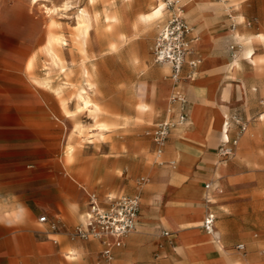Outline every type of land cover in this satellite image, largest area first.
Here are the masks:
<instances>
[{
  "label": "rangeland",
  "instance_id": "rangeland-1",
  "mask_svg": "<svg viewBox=\"0 0 264 264\" xmlns=\"http://www.w3.org/2000/svg\"><path fill=\"white\" fill-rule=\"evenodd\" d=\"M168 1L0 0V53L9 55V59L13 60L10 66L17 73H23V78L31 84L37 94L40 93L42 99H46L50 104L63 103L65 118L80 122L79 127L74 125V130L77 131L76 138L73 139L76 146L74 155L72 158L68 156V149H73L66 145L67 140L72 141L69 137L64 145L63 158L65 173L73 175L82 183V179L75 173L78 169L92 181L90 186L83 181L80 188L81 194L83 193L80 213H85L88 208V194L84 187H87L88 191H95L103 201L109 202L124 195L135 194L139 190L138 178L143 175L150 177L145 186L149 189L144 190L141 195L138 226L128 235L122 247L113 249L112 264H264V261L256 258L257 254L255 255L250 247L246 246L244 251H240L236 248L237 243L226 244L223 236L219 239L218 235H210L203 228L206 208L202 205L192 206L194 202L206 203V200L203 201L204 190L198 180L193 182L190 177L177 179L176 185L172 187L170 183L162 197L161 215L172 217L180 225L170 218L157 220L160 215L162 183L172 178L174 172L171 165L159 164L160 157L164 154L166 160L175 159L174 142L171 140L175 128L187 125L182 134L187 140L202 139L205 136L207 123L200 108H194L188 124L173 127L162 154H159V147L150 134L153 125L145 126L143 120L137 118L135 109L125 102L128 90L142 91L145 78V75H140L144 67L131 69L125 63L127 53L134 48L142 52L150 46L153 47L158 32L176 7H180L182 15L194 28L200 50L207 45L206 30L211 36L212 54L218 58L213 59V70L218 78L215 93L217 104L223 109V121L226 116L230 119L239 117L243 121L264 119V41H260V35H264V0H176L178 3L173 7L168 6ZM127 2L135 18L141 13L150 15L163 2L165 8L161 22L157 20L150 23L135 19L131 33L121 31V27L130 23ZM82 12L91 26V40L88 46L83 38V26L80 23ZM106 13H111L114 17L116 14L120 16V21L112 28H109L105 21ZM53 25L55 28L51 27ZM52 28L68 43L63 45L64 51H61L64 63H55L49 43ZM75 46H79L81 50H75ZM249 48L256 51L253 61L245 55ZM92 81L96 84L94 99L100 109L89 111L88 114L84 109L88 110L90 106L87 95ZM192 81L194 80L183 79L176 84V87L180 86L184 91L187 99L184 86ZM254 88L256 90H253ZM226 91L228 94L225 96ZM104 94H111L117 99L112 103L113 127L108 129L109 149L90 143L91 140L98 141L96 132H91L94 129L92 117L99 130L107 128L103 127L104 123L97 121L101 111L98 99ZM163 97L167 102L168 111L169 93ZM139 104L138 110L141 112ZM72 105L80 111L78 118L72 117L76 114L72 112ZM151 113L157 115L158 111L152 107ZM175 117L176 115H171L165 120L174 121ZM82 124L86 129L81 128ZM233 128L236 129L237 126L233 125ZM74 130H70L69 136ZM220 134L217 132L215 136ZM215 143L216 141L213 144L208 142L205 145L206 151L214 152ZM184 162L177 158L176 169L181 171L185 168ZM197 166L198 164L196 169ZM107 167L114 171L111 185H105L102 179V172ZM191 168L192 164L190 171ZM202 181L203 185L206 182L211 183L207 179ZM130 183L136 187V191L129 190ZM211 207L208 211L216 215L215 208L213 205ZM187 214L191 215L190 220H197L181 223L182 216ZM144 215L150 219L144 227V233L140 235L138 230L142 228L141 218ZM218 220L219 218L215 222V232L220 228ZM81 224L82 222L77 223L76 226ZM164 230L175 235L168 238L163 235ZM261 233L263 232L253 229L250 236L259 241L260 247L263 248ZM190 234L195 235L198 243L205 247L196 256L188 246L187 239H183L184 235ZM134 235L137 237L130 240ZM201 236H205L209 243L207 244L205 237ZM51 238L58 244L67 243L68 247L58 254L26 257V261L20 264H110L102 253L104 245L98 239L85 240L72 237L69 233L67 239L53 235ZM212 247V252L209 253ZM255 258L256 261L253 260Z\"/></svg>",
  "mask_w": 264,
  "mask_h": 264
},
{
  "label": "crops",
  "instance_id": "crops-1",
  "mask_svg": "<svg viewBox=\"0 0 264 264\" xmlns=\"http://www.w3.org/2000/svg\"><path fill=\"white\" fill-rule=\"evenodd\" d=\"M127 6L130 23L121 27V31L131 33L133 20L139 19L132 15L133 10L129 6V2H127ZM160 19L161 16L149 22L153 23L157 20L161 22ZM206 32L207 45L201 50L196 45L193 55L200 59L196 68L197 74L194 81L184 86V90L190 101L189 120L194 108L199 107L207 123V129L202 139L190 138L189 140L182 137L183 129L187 125L173 130L171 140L174 142L173 156L175 159L166 160L163 154L159 161V164L171 165L174 172L172 178L162 183L160 215L157 220L170 218L171 221L180 225L172 217L161 215L162 197L170 183L173 187L176 185L175 181L183 178L190 177L193 182L198 180L204 190L203 201L206 200V193L215 199L214 202L205 201L204 204L194 202L192 206L202 205L206 208L205 220L209 213L208 209H211L213 205L216 213L215 222L219 218L220 225L218 232L214 234L218 235L219 239L223 236L226 244L237 243L236 246L240 243L247 244L246 246L250 247L255 255L257 254L256 258L259 261H264V247L261 248V243L250 236L253 229L263 232L260 237L264 244V119L242 120L247 124V130L240 135L234 155L227 160L219 158L218 147L226 135L222 131L223 124L229 119V116H226L223 121V109L217 104L215 89L218 78L213 70V59L218 58L212 54L211 36L207 30ZM153 50L154 46H150L142 52L134 48L125 57V63L131 69L139 66L144 67V71L140 73L141 76L145 75L142 91L128 90L125 102L135 109L137 118L143 120L145 126L153 125L150 131L152 136L156 125L164 122L171 115H175L171 102V109L167 111V102L163 96L169 93L171 97L176 89V82L171 77V66L167 63H156ZM255 54L256 51H253V58ZM151 60L152 62H150ZM12 62L9 55L0 53V264H20L26 261V257L58 254L67 248V243L58 244L51 236L67 239L68 233H71L70 231L76 227L77 223H81L84 213L79 211L83 194H81L80 188L83 181L89 186L92 185L90 177L81 174L78 169L75 173L82 179V183L64 171V145L67 138L70 137L72 141L67 140L66 145L73 148L68 151L69 158H72L76 148L73 139L76 138L77 133L74 130V125L79 127L80 122H74V119L69 121L68 117L65 118L63 103L50 104L46 99H42L40 93L38 92V95L31 84L23 78V73H17L10 66ZM235 63L238 64L237 61ZM189 71L190 67L186 65L184 73ZM35 89L38 91L37 88ZM89 90L87 98L90 106L88 110L84 109L88 114L89 111L100 109L94 99L96 88L92 90L89 87ZM227 94L226 91L224 95ZM115 100L117 99L111 94H104L98 99L101 111L97 121L104 123L103 127L107 126L103 131L95 126V120L90 115L94 127L91 132H96L98 138V141L91 140L90 143L104 149L110 148V131L108 129L113 127L111 114L112 103ZM138 104L143 113L139 112ZM71 107L72 112H76L72 117L78 118L80 113L78 107L75 105ZM92 107L94 108L92 109ZM152 107L158 111L157 115L151 113ZM188 123L189 121L186 124ZM233 125H236L237 128L234 129ZM81 128L86 129L84 124ZM71 129L74 132L69 136ZM238 131L239 125L232 122L229 137H235L238 135ZM217 132L221 134L216 137ZM214 141H216L214 152L206 151L205 145L208 142L213 144ZM177 158L184 160L186 164V167L181 171L175 166ZM197 164L198 168L196 169ZM113 172L111 167L104 168L102 179L105 185L112 184ZM122 174L123 171L120 176ZM142 177H145L147 182L139 185L138 180ZM203 179L211 181L209 189L206 188L208 182L203 185ZM138 180L139 190L132 195L138 194L141 197L144 190L149 189L145 186L150 181V177L143 175ZM156 181L158 183V178ZM128 187L129 190L136 191V187L131 183ZM84 190L88 195L95 192L88 191L87 187H84ZM44 215L48 219L45 223L39 220ZM145 215L141 218L142 228L138 230L140 235L144 233V227L150 219ZM189 218H191L190 214L182 216L180 222L186 224L191 220H197V218L191 220ZM52 223H57L55 229L52 227ZM165 231L168 230H164L163 235ZM188 231L197 232L195 230ZM173 235L175 234L164 236L170 238ZM256 235L258 236V234ZM135 237L137 236H132L130 240ZM184 238L187 239L188 246L195 256L205 248L198 243L195 235H184ZM214 238L216 239V237ZM169 241L172 240L169 239ZM180 241L183 244L181 234ZM205 242L209 243L206 237ZM212 249L213 247L209 253L212 252ZM136 251L138 252V248ZM256 258L253 260L256 261Z\"/></svg>",
  "mask_w": 264,
  "mask_h": 264
},
{
  "label": "built area",
  "instance_id": "built-area-1",
  "mask_svg": "<svg viewBox=\"0 0 264 264\" xmlns=\"http://www.w3.org/2000/svg\"><path fill=\"white\" fill-rule=\"evenodd\" d=\"M178 1H168V6L173 7ZM197 36L193 26L185 19L176 7L169 20L163 26L156 37L153 57L159 64L167 63L171 66V77L176 84L179 80H193L197 74L196 68L200 59L195 58ZM189 65L190 71L184 74V68ZM173 113L176 115L174 121L162 122L153 130V139L158 145L159 154H162L166 140L175 126L184 125L189 121V103L187 96L180 86L176 87L170 97ZM232 122L239 125L238 135L229 137ZM225 137L218 147V156L221 160H226L233 156L235 148L239 143L240 135L247 130V124L239 117L229 118L225 122ZM147 182L145 177L138 180L139 185ZM210 184L206 188H210ZM141 211L140 195H124L109 202L103 201L95 192L88 195L87 221L76 226L72 231V237L81 239H98L103 245V255L110 264L113 257V249L123 245L124 239L136 230ZM215 214L209 212L203 222V228L208 232L215 230ZM40 222H47V216L40 217ZM55 229L57 223H52ZM164 235L170 236L171 232L165 231ZM240 251L246 249V245L240 243L236 246Z\"/></svg>",
  "mask_w": 264,
  "mask_h": 264
},
{
  "label": "bare ground",
  "instance_id": "bare-ground-1",
  "mask_svg": "<svg viewBox=\"0 0 264 264\" xmlns=\"http://www.w3.org/2000/svg\"><path fill=\"white\" fill-rule=\"evenodd\" d=\"M164 8H165V4L162 2L160 4V6L158 5V7H156L154 9V11L150 14V15H146V14H141L139 15V17H137V19H139V21L141 20H146L147 22L151 21V20H154L160 16H162L163 14V11H164ZM196 12V10H195ZM79 16V15H78ZM101 18V17H100ZM52 20V19H51ZM105 21L107 22L108 24V27L109 28H112L113 26H115L119 21H120V16L118 14H116V16L114 17L113 15H111V13H106V17H105ZM138 21V22H139ZM56 22V21H55ZM81 25L83 26V31H82V34H83V38H85V41H86V44L88 46V42H90L91 40V26H90V23L89 21L86 19L85 17V14L84 12H82V15H81ZM51 27H54L55 28V25L51 26ZM104 28V27H103ZM107 32V29L106 31ZM260 38L262 41H264V35L261 34L260 35ZM66 39L56 33L55 31H53V28L51 29V33H50V36H49V43H50V47H51V50L53 52V55H54V59H55V63L56 64H60L62 61V55H61V51H64L63 50V45H66L68 43H66L65 41ZM69 40V39H68ZM77 40V39H76ZM69 42V41H68ZM91 45V44H90ZM196 45L198 46V37H197V41H196ZM74 46V45H73ZM69 47V46H68ZM92 47V46H91ZM68 50V49H67ZM75 50H78L80 51L81 49L79 48V46H75ZM245 55L247 57H249V59L251 60H254L253 58V51L252 49H248L246 52H245ZM65 59V58H64ZM64 63V62H63ZM65 66L63 65L62 68H64ZM90 88L92 90H94L96 87H95V83L90 82ZM170 98H169V109L168 111L170 110ZM167 120V119H166ZM166 120L164 122H166ZM225 130H226V125L225 123L223 124V132L225 133ZM102 136V134H101ZM69 151V150H68ZM214 202V199H212L207 193H206V202ZM87 221V213L85 212L84 213V216L83 218L81 219V222L82 223H85ZM216 230H214L213 232H210V234H214Z\"/></svg>",
  "mask_w": 264,
  "mask_h": 264
}]
</instances>
